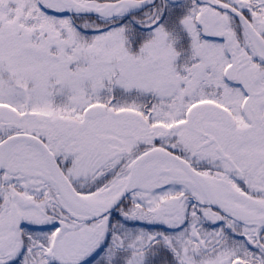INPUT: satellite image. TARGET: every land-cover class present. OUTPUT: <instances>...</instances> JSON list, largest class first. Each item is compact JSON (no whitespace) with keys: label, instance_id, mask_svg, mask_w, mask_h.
<instances>
[{"label":"snow or ice","instance_id":"6c2138e0","mask_svg":"<svg viewBox=\"0 0 264 264\" xmlns=\"http://www.w3.org/2000/svg\"><path fill=\"white\" fill-rule=\"evenodd\" d=\"M0 264H264V0H0Z\"/></svg>","mask_w":264,"mask_h":264}]
</instances>
